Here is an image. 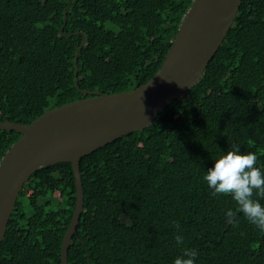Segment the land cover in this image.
<instances>
[{"label":"trees","instance_id":"1","mask_svg":"<svg viewBox=\"0 0 264 264\" xmlns=\"http://www.w3.org/2000/svg\"><path fill=\"white\" fill-rule=\"evenodd\" d=\"M194 1L73 0L71 36H62L69 0H0V122L31 124L91 97L81 90L146 84ZM20 138L0 130V163ZM233 144L264 169V0H243L199 83L150 126L81 158L84 212L69 264H173L183 249L197 251L195 264H264V232L203 180ZM75 207L71 163L37 170L17 200L0 264H61Z\"/></svg>","mask_w":264,"mask_h":264},{"label":"water","instance_id":"2","mask_svg":"<svg viewBox=\"0 0 264 264\" xmlns=\"http://www.w3.org/2000/svg\"><path fill=\"white\" fill-rule=\"evenodd\" d=\"M73 0L64 16L62 36ZM243 0H195L160 71L137 89L117 94L82 91L90 95L45 112L31 124L0 122V130L21 138L0 163V249L17 200L37 170L69 162L75 176L76 207L61 247V264H69V249L84 212L81 158L151 125L175 100L199 83L228 36ZM75 55V84L79 87Z\"/></svg>","mask_w":264,"mask_h":264},{"label":"clouds","instance_id":"3","mask_svg":"<svg viewBox=\"0 0 264 264\" xmlns=\"http://www.w3.org/2000/svg\"><path fill=\"white\" fill-rule=\"evenodd\" d=\"M258 156L255 152H241L233 144L221 152L208 168L203 180L212 190L213 195L230 196L249 223L264 232V169L257 166ZM231 222L233 213H227ZM179 227V225H177ZM177 244H183V237H175ZM197 251L183 249L173 264H195Z\"/></svg>","mask_w":264,"mask_h":264}]
</instances>
